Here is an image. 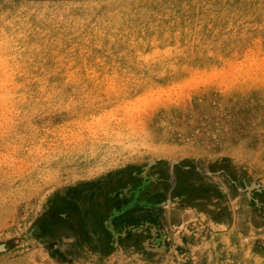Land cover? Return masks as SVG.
<instances>
[{"label": "rangeland", "instance_id": "rangeland-1", "mask_svg": "<svg viewBox=\"0 0 264 264\" xmlns=\"http://www.w3.org/2000/svg\"><path fill=\"white\" fill-rule=\"evenodd\" d=\"M0 264H264V0H0Z\"/></svg>", "mask_w": 264, "mask_h": 264}]
</instances>
